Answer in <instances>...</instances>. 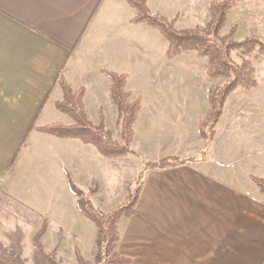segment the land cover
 Listing matches in <instances>:
<instances>
[{"label":"crops","instance_id":"0c3cea01","mask_svg":"<svg viewBox=\"0 0 264 264\" xmlns=\"http://www.w3.org/2000/svg\"><path fill=\"white\" fill-rule=\"evenodd\" d=\"M215 1L148 0V7L186 31L207 24ZM137 13L126 0H0V195L49 227L55 247L67 241L75 261L79 249L90 262L98 229L78 210L70 182L108 214L120 206V176L130 185L149 162L192 159L144 174L136 214L118 224L117 252L132 264H264V197L250 178L264 179V59L257 88L227 98L208 143L200 126L221 78L209 76V59L196 52L168 60V41L134 22ZM107 73L126 76L130 99H140L136 154L128 157L136 175L124 173V158L39 131L75 124L56 107L63 77L74 92L84 89L90 122L119 136L122 113Z\"/></svg>","mask_w":264,"mask_h":264},{"label":"trees","instance_id":"16d2710c","mask_svg":"<svg viewBox=\"0 0 264 264\" xmlns=\"http://www.w3.org/2000/svg\"><path fill=\"white\" fill-rule=\"evenodd\" d=\"M128 4L137 10L134 22L144 23L156 29L168 41L166 57L174 59L186 51L196 52L200 57L209 59L208 74L211 78L226 77L228 79L223 88L211 92L209 99L212 102L213 111L208 120L200 127V134L211 143L215 137V127L222 116L227 98L237 89L252 90L257 88L256 69L251 61L238 65L231 60V52L235 49H244L252 53L257 47L264 51V43L256 36L249 37L244 41L233 39L237 31L234 26L230 36H222L221 30L228 20L229 14L243 1H264V0H223L214 3L211 8L212 22L207 31L194 30L179 31L176 29V21L170 20L162 15L153 13L148 7V0H126ZM111 80V98L122 113V137L125 145L113 141L103 126H94L84 109V89L74 92L63 77H60L59 84L64 93V101L56 104L58 110L68 114L74 125L64 126L54 124L39 129L40 132L52 134L60 138H76L86 144L94 145L99 153L108 158L115 159L126 154H136L130 147L134 138L133 125L140 111V99L130 100V94L126 91V76L107 73ZM192 159H181L172 157L157 162H149L144 165L139 174L138 186L130 195V200L122 204L111 213L105 214L98 211L93 204L82 198V193L70 182V189L79 197L78 210L90 219L98 228V260L97 264H132L129 258L121 256L117 252L120 239L118 224L123 217H132L136 214V206L143 187L144 174L147 171L164 170L178 167L192 162ZM251 180L258 187L264 197V179L251 176ZM45 229V227H44ZM44 229L38 234L34 241L37 255L47 256L39 239ZM24 239V232L17 229L10 234V242L15 249L8 253L1 249L0 259L7 264H23L21 259V243ZM78 264H86L79 249H76Z\"/></svg>","mask_w":264,"mask_h":264},{"label":"rangeland","instance_id":"374dc122","mask_svg":"<svg viewBox=\"0 0 264 264\" xmlns=\"http://www.w3.org/2000/svg\"><path fill=\"white\" fill-rule=\"evenodd\" d=\"M221 1L223 0H219V1L216 0L214 3ZM213 4L209 9L210 17L208 16L209 17L208 22H206L207 23L206 25L199 27L200 30L207 31L208 26L211 24L212 22L211 8ZM225 24L227 25V27H226V31L223 30L224 27L222 28L221 30L222 36H228V38L231 37L230 32L232 28L234 26H237V31L232 36L233 39L244 41L249 37L256 36L264 43V1L239 2L237 7L229 14L228 20ZM259 58L264 59V51H262L259 47H257L252 53H247V51L244 49H235L231 52V60L234 63L238 65H242L244 64V62L249 60L252 62L253 67L255 69H256V64H258L257 59L259 60ZM218 78H221L222 80V84L219 88H223L226 85L228 79L226 77H218ZM224 81L225 84L223 85ZM216 89L213 88L211 92L216 91ZM210 103L212 106L211 101ZM212 111L213 108L211 110V113ZM211 113L208 115L204 123L208 120ZM120 127L121 130L119 136H113L112 133L107 131L105 127L104 129L110 135L113 141L125 145V142L122 137V124ZM200 135L202 138H204L202 134ZM130 148L132 149V144ZM128 157L129 154H126L124 156H120L115 159L124 158L123 160H121V161H125L123 163L124 173L127 175L134 172V174L136 175L137 171L134 168V164L133 162H131L130 158ZM138 178H139V174L137 175L135 181L129 185L127 181L129 180V177L126 176V178L124 179V177L120 176L121 182L119 184V195H117L114 201V204H116V206L117 203L120 204V206L124 203H127L131 199L130 195L131 194L133 196L135 195L134 191L138 186V180H139ZM22 219L25 220V222L22 221ZM39 222L40 221L37 219V217L35 216L28 217L27 214H23V212L19 207L12 205V203L6 201L4 197L0 195V252L1 249L6 250L8 253H12L15 251V249L13 248L10 242V234L15 232L17 229H20L24 232V239L23 242L21 243V259L23 261V264H78L77 261H75L74 248L69 247L67 241L64 242L65 244H67V245L64 244V247H55L54 236L46 237L47 234L46 230H48L49 227H45V229L44 227H38ZM43 229L44 232L40 237L39 241L43 246L44 253L47 255L44 257L37 255V250L34 244V241L38 237V234ZM98 255H99V251L93 252L91 261L90 262L86 261V264H97ZM69 259L73 260L74 262L69 261Z\"/></svg>","mask_w":264,"mask_h":264}]
</instances>
